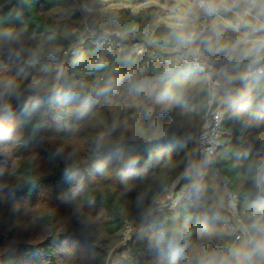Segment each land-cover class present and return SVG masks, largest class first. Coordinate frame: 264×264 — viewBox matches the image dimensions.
I'll list each match as a JSON object with an SVG mask.
<instances>
[{
    "label": "trees",
    "instance_id": "1",
    "mask_svg": "<svg viewBox=\"0 0 264 264\" xmlns=\"http://www.w3.org/2000/svg\"><path fill=\"white\" fill-rule=\"evenodd\" d=\"M245 5L229 2L241 13ZM163 12L0 0V264H246L234 255V236L176 198L187 180L188 137L208 107L204 75L129 50L86 46L61 57L85 24L145 27L168 48L184 44L183 34L214 67L264 56V29L222 5L218 13L240 31L221 43L210 22L178 28L160 21ZM223 130L216 164L253 235L252 259L264 264L256 249L264 240V76L225 103ZM167 189L173 198L124 239L126 221Z\"/></svg>",
    "mask_w": 264,
    "mask_h": 264
},
{
    "label": "built area",
    "instance_id": "2",
    "mask_svg": "<svg viewBox=\"0 0 264 264\" xmlns=\"http://www.w3.org/2000/svg\"><path fill=\"white\" fill-rule=\"evenodd\" d=\"M195 6L203 14L218 12L220 4L213 0L202 5L201 0H194ZM86 46L102 47L106 51L129 50L134 54L147 53L157 63L165 66L192 65L202 73L209 89V101L200 128L188 138L193 148L185 166L186 182L180 187L177 199L189 201L202 217L212 216L222 226L225 234L235 237V244L245 242L249 245L246 264H255L251 246L253 235L239 215L238 197L232 191L229 179L217 167L216 159L223 135L224 105L226 102L247 90L251 79L264 76V56L250 61H228L214 67L202 53L188 48V44L168 48L159 44L153 33L145 27L127 31L119 29H98L89 24L78 31L77 40L61 55L62 58L76 54ZM61 58V60H62ZM61 60L55 62L60 65ZM226 85L221 91L223 85ZM207 170L215 178L226 194L229 210L222 209L211 196V188L204 177ZM157 208V207H156ZM142 229L139 218H132L125 223L124 239Z\"/></svg>",
    "mask_w": 264,
    "mask_h": 264
},
{
    "label": "rangeland",
    "instance_id": "3",
    "mask_svg": "<svg viewBox=\"0 0 264 264\" xmlns=\"http://www.w3.org/2000/svg\"><path fill=\"white\" fill-rule=\"evenodd\" d=\"M213 1L222 5L223 8L233 11L240 19L241 23L249 25L250 27L253 26L255 28V26H258L261 29H264V0H235L246 4L243 13H241L238 9H232L229 6V2L233 0ZM89 3H91L92 6H97V9L101 12L124 7H131L133 11L138 12L142 8L157 5L162 7L164 11L160 16V21L169 26L184 28L204 25L210 22L216 31V43L228 40L231 30L240 31V28L235 21L227 18L224 14L218 12L202 14V12H197L198 9L195 6L194 0H86V4ZM222 27H224L225 30H223ZM169 194L168 198H165L164 200L159 201L157 198V200L146 211V215H144L145 212H143L138 217L141 224L156 207L173 198L172 190H170ZM12 224V222H9L8 227L12 226ZM19 226L23 228V231L25 230L22 222ZM23 231L21 234L25 236L26 233L23 234ZM241 247L243 251L242 253L240 251ZM235 250L238 252V255L234 254L235 257L243 263L246 262L249 245L245 242H241Z\"/></svg>",
    "mask_w": 264,
    "mask_h": 264
},
{
    "label": "crops",
    "instance_id": "4",
    "mask_svg": "<svg viewBox=\"0 0 264 264\" xmlns=\"http://www.w3.org/2000/svg\"><path fill=\"white\" fill-rule=\"evenodd\" d=\"M204 173V177L206 179V181L208 182V184L210 185V188H211V196H212V199L224 210H229V202L228 200L226 199V194L225 192L222 190V188L220 187L218 181L213 178L210 173L207 171V170H204L203 171ZM170 190L172 189H167L165 191H163L159 197H158V200L161 201V200H164L165 198H168V196L170 195ZM173 191V190H172ZM148 209H146L144 212L146 215V211ZM240 244V243H239ZM243 244V243H242ZM242 246V245H241ZM241 253L243 252L242 251V247L240 249Z\"/></svg>",
    "mask_w": 264,
    "mask_h": 264
},
{
    "label": "clouds",
    "instance_id": "5",
    "mask_svg": "<svg viewBox=\"0 0 264 264\" xmlns=\"http://www.w3.org/2000/svg\"><path fill=\"white\" fill-rule=\"evenodd\" d=\"M206 2H208V0H201L202 5H203L204 3H206ZM177 39H178V41H179L180 43H186V42H189V41L191 40V37H186V36H184L183 34H181V35H179V36L177 37ZM262 47H264V42H262ZM108 90H109V89H108L107 87L104 88V89L102 90V94H103V92H107ZM256 249H257V250L264 251V240L258 241V242L256 243ZM234 254H237V255H238V252H237L236 250H234Z\"/></svg>",
    "mask_w": 264,
    "mask_h": 264
},
{
    "label": "water",
    "instance_id": "6",
    "mask_svg": "<svg viewBox=\"0 0 264 264\" xmlns=\"http://www.w3.org/2000/svg\"><path fill=\"white\" fill-rule=\"evenodd\" d=\"M237 1H239V0H237Z\"/></svg>",
    "mask_w": 264,
    "mask_h": 264
}]
</instances>
